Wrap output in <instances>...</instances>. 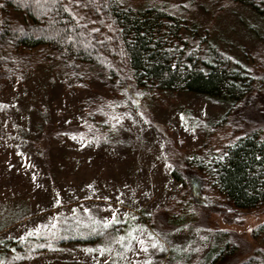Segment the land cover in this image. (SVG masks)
I'll return each mask as SVG.
<instances>
[{
	"label": "rangeland",
	"instance_id": "1",
	"mask_svg": "<svg viewBox=\"0 0 264 264\" xmlns=\"http://www.w3.org/2000/svg\"><path fill=\"white\" fill-rule=\"evenodd\" d=\"M157 1L176 13L188 2ZM189 13L181 36L201 53L215 48L241 73L258 60L264 66V23L253 11L234 4ZM0 82V264H204L205 237L217 230L229 232L237 246L217 264H238L263 248L251 231L264 222V205L234 210L210 189L209 199L188 213L171 171L182 172L186 159L217 151L240 133L264 129V104L224 120L234 107L225 97L123 93L97 80L73 86L64 73L43 67ZM92 117L96 124L87 128ZM113 214L116 222L105 233L116 231L114 238L124 240L112 242L111 253L99 251L106 240H67L103 228ZM140 239L147 252L140 251ZM11 245L24 252H9Z\"/></svg>",
	"mask_w": 264,
	"mask_h": 264
},
{
	"label": "trees",
	"instance_id": "2",
	"mask_svg": "<svg viewBox=\"0 0 264 264\" xmlns=\"http://www.w3.org/2000/svg\"><path fill=\"white\" fill-rule=\"evenodd\" d=\"M134 1L0 0V80L18 79L22 70L43 67L64 73L73 86L97 80L114 83L123 93L142 90L225 97L234 107L224 120L247 106L263 108L264 98H257L264 95V73H257L264 70L263 63L258 60L252 70L241 73L217 49L201 53L200 45L194 48L182 38L181 25L189 18V10L222 12L234 4L253 11L264 23V0H188L177 13L157 0ZM95 124V117L85 122L87 128ZM98 125L102 128L105 122ZM205 154L186 159L182 172L171 171L188 199L185 206L191 207L185 211L201 207L210 189L234 210L264 205V129L240 133L219 150ZM170 220L177 221L174 216ZM105 231L87 230L66 238L100 245L106 240ZM251 236L263 248L238 264H264V222L252 229ZM230 237L225 230L208 233L203 263L217 264L232 256L237 246ZM8 251L24 252L16 245Z\"/></svg>",
	"mask_w": 264,
	"mask_h": 264
},
{
	"label": "snow or ice",
	"instance_id": "3",
	"mask_svg": "<svg viewBox=\"0 0 264 264\" xmlns=\"http://www.w3.org/2000/svg\"><path fill=\"white\" fill-rule=\"evenodd\" d=\"M59 203H60V201L57 200V204H59ZM116 219H117L116 215L113 214V216L111 217L110 220H104V221H102L103 228L104 229L109 228L111 224H113V223L116 222ZM94 223H97V222H94ZM129 235L131 236V233ZM105 236H106L107 243H106L105 247L99 249V251H100L101 254H104L105 252L111 253L113 251V249L110 246L112 242H114V241L119 242V241H123L124 240L123 237H120L119 240H117V238L112 237V235L110 233H105ZM132 239H136V238L135 237H132ZM149 240H152V238L149 237ZM138 243L141 246L140 247V251L147 252V250H148L147 247H144L145 241L142 240V239H140L138 241ZM151 247L152 248H157V247H160V245H158V243H156V242H153L151 244ZM88 251H92V250L89 249ZM105 264H106V262H105ZM146 264H150V261L149 262H146Z\"/></svg>",
	"mask_w": 264,
	"mask_h": 264
}]
</instances>
